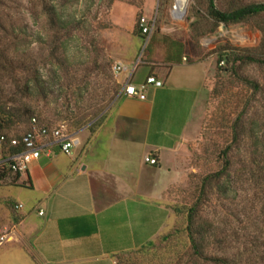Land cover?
<instances>
[{
	"label": "rangeland",
	"instance_id": "rangeland-1",
	"mask_svg": "<svg viewBox=\"0 0 264 264\" xmlns=\"http://www.w3.org/2000/svg\"><path fill=\"white\" fill-rule=\"evenodd\" d=\"M2 1L4 25L21 37L1 44L2 49H9V64L8 70L0 71V103L7 110L30 111L41 128L44 122L49 128L70 129L69 120L77 116L88 122L82 129H90L97 122L99 127L119 98L120 91L116 94V90L121 86L113 70L117 62L138 63L136 81L148 75L144 62L151 61L160 47L170 55L178 52L186 56V63L204 61L212 66L195 117L196 128L175 152L169 167L174 179L164 191L163 201L171 221L150 245L118 257V264H207L193 255L185 212L197 201L204 177L220 169L219 156L231 141L232 124L249 100V119L256 124L255 133L264 146V67L239 69L242 78L262 89L255 93L235 78L219 73L226 64H218L217 59L222 52L264 58L260 31L264 17L236 26L220 25L210 33L207 31L215 26L207 18V0H188L181 19L174 15L176 0ZM258 3L264 0H216L222 11ZM60 18L75 25L65 41L54 44ZM141 18L155 22L146 37L139 32ZM41 84L49 88L48 92L41 91ZM30 128L31 122L18 124L9 133L22 136ZM240 154L250 155L244 151ZM238 169L239 165L235 171ZM11 190L1 187L0 194ZM233 190L229 200H221L214 190L202 207V221L224 227L232 236L220 247L217 241L222 240L223 232L218 230L217 239L208 240L206 252L215 255L224 250L230 258L239 257L246 250V239L250 250L256 246L260 251V255H252L250 264H264L263 196L249 181L236 183ZM248 257L243 255L245 261Z\"/></svg>",
	"mask_w": 264,
	"mask_h": 264
},
{
	"label": "crops",
	"instance_id": "crops-1",
	"mask_svg": "<svg viewBox=\"0 0 264 264\" xmlns=\"http://www.w3.org/2000/svg\"><path fill=\"white\" fill-rule=\"evenodd\" d=\"M162 49L144 62L143 81L135 80L138 63L115 64L125 68L118 101L94 132L70 134L71 156L49 143L26 174L0 179V188L13 189L0 194V236L14 239L0 248V264H118L164 234L172 218L163 201L174 179L169 167L196 128L212 66ZM149 77L163 87L149 86L145 101L125 95L127 84Z\"/></svg>",
	"mask_w": 264,
	"mask_h": 264
},
{
	"label": "trees",
	"instance_id": "trees-1",
	"mask_svg": "<svg viewBox=\"0 0 264 264\" xmlns=\"http://www.w3.org/2000/svg\"><path fill=\"white\" fill-rule=\"evenodd\" d=\"M43 2V0H38ZM5 4L0 0V71L8 70V52L9 49H2V42L6 40H20L19 35L16 34L14 28L8 29L4 22L6 21L5 14H3V8ZM264 17V3L250 4L239 8L232 9L230 11H222L217 7L216 0H207V18L214 24L215 28L209 29L207 32L214 33L215 29L220 25L236 26L246 23L252 19ZM141 20V19H140ZM60 30L55 33L57 42L59 44L67 37L70 36L71 31L73 32V25L75 22L64 21L61 18L58 19ZM262 33V42L264 43V26L260 28ZM139 32L142 36V29L139 28ZM146 37V36H145ZM143 37V38H145ZM11 38V39H10ZM218 64L225 62V68H219V73L228 75L229 77L235 78L240 81V84L253 90L255 93L261 92V88L258 83L249 80L248 78H242L239 69L242 66L257 65L261 68L264 67V58H255L253 56H239L234 53H224L218 57ZM108 67V66H107ZM38 82V79H37ZM43 93L48 92L49 88L45 84L39 86ZM2 89H0L1 94ZM120 89L116 90V94H119ZM1 102V99H0ZM243 110L235 118L231 127V141L229 145L221 152L219 156L220 169L216 172L210 173L204 177L200 190V195L195 204L187 209L185 214L187 215V234L190 238L194 256L198 259L204 260L207 264H245L251 263L250 259L254 258L255 254L260 255V251L256 250V246L253 250L249 249L248 241L245 239L244 244L246 250L239 257L230 258L228 251L222 252V254L211 255L206 252L208 249L209 241L212 238L217 239V232L221 229L223 232V238L217 241L223 247L228 243V239L232 238L231 235H227L226 229L217 228L212 223L202 221L200 218L202 207H204L207 198L214 194V190L218 193L220 199L229 200L232 194H234L233 186L236 183L249 181V184L254 185L258 188L259 192L263 196L262 202L264 204V146L263 142L260 141L258 133H255L256 124L249 119L250 100L247 101ZM70 118V117H69ZM33 119V115L30 111H14L7 110L4 105L0 103V137L3 135L10 136V131L14 129L18 124L30 123ZM70 125L67 131L71 134L72 132L78 131L86 126L88 122L84 119L72 118L69 120ZM99 122L95 123L90 131L94 132L98 127ZM41 126H46L45 123L41 122ZM31 129V128H30ZM20 137V136H16ZM252 142V143H251ZM12 153H21V150H10ZM241 151L250 154L249 157H242ZM252 155V157H251ZM239 165L238 171H235L236 166ZM235 171V174H234ZM11 173L6 167L0 168V179H3L6 175ZM184 213L180 210V214ZM169 237H167L168 240ZM243 255H248V260L243 259ZM254 255V256H252Z\"/></svg>",
	"mask_w": 264,
	"mask_h": 264
},
{
	"label": "built area",
	"instance_id": "built-area-1",
	"mask_svg": "<svg viewBox=\"0 0 264 264\" xmlns=\"http://www.w3.org/2000/svg\"><path fill=\"white\" fill-rule=\"evenodd\" d=\"M176 12V7L174 8ZM185 14V13H184ZM155 22L148 21L146 18H141L140 27L144 36H147ZM224 63H221L223 65ZM125 68L121 64H117L113 70L116 74L121 73ZM163 82L158 81L154 77H149L147 82L140 86L127 84L125 88V95L128 98L145 101L147 99V88L154 86L162 88ZM49 143H54L60 149V152L66 156L73 154L74 145L70 138V133L65 127L46 128L39 127L36 119L31 121V129L29 132L20 137L6 136L0 137V168L6 167L14 175L26 174L32 163L39 160L43 147ZM21 150V153H12L10 150ZM146 163L152 166H157V160L147 158ZM16 210H22L23 206L16 205ZM44 216V212L39 213ZM14 241L11 232L4 233L0 236V248L4 245L10 244Z\"/></svg>",
	"mask_w": 264,
	"mask_h": 264
},
{
	"label": "water",
	"instance_id": "water-1",
	"mask_svg": "<svg viewBox=\"0 0 264 264\" xmlns=\"http://www.w3.org/2000/svg\"><path fill=\"white\" fill-rule=\"evenodd\" d=\"M188 0H176V9L179 8V12L185 13Z\"/></svg>",
	"mask_w": 264,
	"mask_h": 264
},
{
	"label": "bare ground",
	"instance_id": "bare-ground-1",
	"mask_svg": "<svg viewBox=\"0 0 264 264\" xmlns=\"http://www.w3.org/2000/svg\"><path fill=\"white\" fill-rule=\"evenodd\" d=\"M186 1H187V0H186ZM174 15H175L176 17H178L179 19H181L185 14L179 12V8L177 7V10H176V12H174Z\"/></svg>",
	"mask_w": 264,
	"mask_h": 264
}]
</instances>
